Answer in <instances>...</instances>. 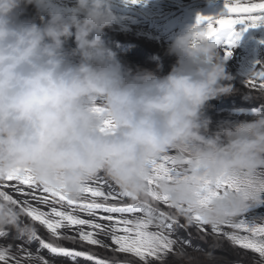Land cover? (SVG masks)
<instances>
[{"label": "clouds", "instance_id": "obj_1", "mask_svg": "<svg viewBox=\"0 0 264 264\" xmlns=\"http://www.w3.org/2000/svg\"><path fill=\"white\" fill-rule=\"evenodd\" d=\"M29 5L35 17L21 19L19 9ZM117 21L111 0H72L68 10L55 0H0V177L26 170L77 199L103 174L138 202L154 203L149 191L166 197L188 225L181 208L223 225L261 206L255 184L200 202L206 183L264 171V113L210 130L206 106L232 86L222 83L231 76L215 42L198 35L203 25L175 37L170 51L181 61L167 75L132 76L101 38ZM165 154L177 169L171 179L151 170ZM23 217L0 198V232L31 240L37 228ZM182 259L192 264L197 255Z\"/></svg>", "mask_w": 264, "mask_h": 264}, {"label": "snow or ice", "instance_id": "obj_2", "mask_svg": "<svg viewBox=\"0 0 264 264\" xmlns=\"http://www.w3.org/2000/svg\"><path fill=\"white\" fill-rule=\"evenodd\" d=\"M126 3L137 4L139 0H125ZM234 14V15H233ZM196 23L203 25L204 31L198 35L204 39H212L217 33H223L226 37L225 56H230V47L234 43L231 39L237 25L243 29L256 28L264 25V0H224V11L216 18L197 15ZM249 89L256 90L258 94H264V65L256 68L246 81ZM105 128H111V122L105 121ZM151 170L155 177L167 176L169 179L177 173L174 160L171 155H162L158 160L151 162ZM15 181L10 184L8 182ZM153 181L149 180V185ZM253 184L256 190L264 192V171L258 172L253 179L246 180H222L214 185L207 184L203 189L201 204L208 198L217 195L225 189L240 190ZM8 189L16 196L10 194ZM154 203H141L128 193L113 189L112 185L102 174H97L82 188V195L77 199H70L61 191L46 187L36 181L26 170L17 171L0 177V198L12 206L19 207L24 215L32 222H38L47 229L49 240L42 238L37 232L31 240H24L17 236L15 239L22 241L15 245L16 251L23 254L18 258L12 251L13 245L0 246V262L8 264L11 259L14 264H52L44 256L41 250H48L53 256H64L75 259L84 257L94 261V264H184V259L194 252L204 253L202 248H193L190 239L181 237L179 230L192 226L197 230L198 238L207 241L212 237L210 248L216 249L223 243V239L240 249L251 250L259 256V264H264V215H246L247 213L229 221L223 225H209L191 209L181 208L188 214L191 224H182L176 210L167 203V198L158 195L155 191L147 194ZM19 197V198H17ZM130 198L127 203L123 198ZM35 202V204L33 203ZM37 205H44L48 211H44ZM59 205V207H57ZM160 205H165L167 210H162ZM69 209H71L69 211ZM78 213H83L87 218H81ZM141 215H137V214ZM222 226H227L233 231H225ZM156 230H150L151 228ZM75 232L68 235L64 230ZM240 233H246L241 235ZM8 231L0 232V238H6ZM108 237L111 244L100 237ZM223 238V239H221ZM86 242L88 245L98 246L110 251V258H98L92 252H82L69 249L61 245L60 241ZM32 241L39 242V248L35 253L26 248V244ZM114 246V247H112ZM192 249V251H189ZM116 254H128L132 259H119ZM241 256L240 253H236ZM242 259V256H241ZM192 264H203V256L197 255ZM241 264V260L236 261Z\"/></svg>", "mask_w": 264, "mask_h": 264}, {"label": "bare ground", "instance_id": "obj_3", "mask_svg": "<svg viewBox=\"0 0 264 264\" xmlns=\"http://www.w3.org/2000/svg\"><path fill=\"white\" fill-rule=\"evenodd\" d=\"M162 63L165 64V61H162ZM37 228V233L42 237L44 238L46 241L49 240V233L47 231V229H45L43 226H41L40 224L36 226ZM67 230V229H65ZM68 231V230H67ZM69 232V231H68ZM70 234L72 235H75L76 233L75 232H69ZM101 239L105 240L106 243L108 244H111V241L108 237H104V236H101L100 237ZM62 246L64 247H67L69 249H75L77 251H82V252H92L94 253L98 258H101V259H104V258H110L113 254L106 250V249H101L100 247L98 246H94V247H89V246H85V245H82V244H74L72 242H69L67 244H61ZM114 247V246H112ZM204 252H208V249H205ZM213 254H215V252H211ZM202 253H198V254H195V255H199V256H202L200 255ZM118 256L119 259L123 260L125 258H128V259H132V257H130L128 254H116ZM211 261H216V260H211ZM137 264H139V262L137 261ZM154 264V262H153Z\"/></svg>", "mask_w": 264, "mask_h": 264}]
</instances>
